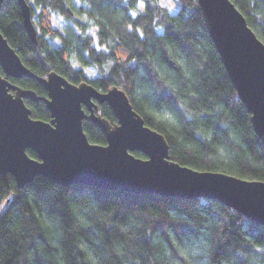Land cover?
<instances>
[{
  "label": "trees",
  "instance_id": "trees-1",
  "mask_svg": "<svg viewBox=\"0 0 264 264\" xmlns=\"http://www.w3.org/2000/svg\"><path fill=\"white\" fill-rule=\"evenodd\" d=\"M24 1L37 43L15 0L1 3L0 34L33 75L53 72L99 93L115 87L165 138L171 161L264 182V148L197 0H170L179 5L175 13L161 0ZM229 1L264 44V0ZM8 81L46 97L35 79ZM24 103L32 119L50 121L43 102ZM97 114L116 122L105 103ZM82 126L91 144H106L92 122ZM0 205V264H264V227L213 200L64 187L45 177L18 189L7 174L0 175Z\"/></svg>",
  "mask_w": 264,
  "mask_h": 264
},
{
  "label": "water",
  "instance_id": "water-1",
  "mask_svg": "<svg viewBox=\"0 0 264 264\" xmlns=\"http://www.w3.org/2000/svg\"><path fill=\"white\" fill-rule=\"evenodd\" d=\"M15 1L23 27L36 44L30 8L24 0ZM197 3L207 33L264 148V44L229 0ZM0 67V175H11L18 189L35 177H45L64 187L86 185L131 194L213 200L264 227V182L200 172L171 161L165 138L144 125L121 90L113 87L99 93L86 82L73 85L53 72L39 78L22 64L1 34ZM23 77L39 82L46 97H37L8 81ZM25 99L43 102L50 121L32 119ZM103 103L111 109L115 123L97 114ZM83 121L92 122L102 132L105 145L87 140ZM27 150L36 159L30 158Z\"/></svg>",
  "mask_w": 264,
  "mask_h": 264
},
{
  "label": "rangeland",
  "instance_id": "rangeland-1",
  "mask_svg": "<svg viewBox=\"0 0 264 264\" xmlns=\"http://www.w3.org/2000/svg\"><path fill=\"white\" fill-rule=\"evenodd\" d=\"M161 4L163 6H165L166 8H168V10L171 12V13H175L179 7L178 3L177 2H173V1H170V0H161ZM64 22L62 20H60L59 18L55 17L53 19V25L54 27H57L59 29H62L63 26H64ZM1 210V209H0Z\"/></svg>",
  "mask_w": 264,
  "mask_h": 264
},
{
  "label": "flooded vegetation",
  "instance_id": "flooded-vegetation-1",
  "mask_svg": "<svg viewBox=\"0 0 264 264\" xmlns=\"http://www.w3.org/2000/svg\"><path fill=\"white\" fill-rule=\"evenodd\" d=\"M0 69H1V67H0ZM1 73H2V69H1ZM0 75L2 76L3 74H0ZM84 110H85V109H84ZM85 113L88 114V111L85 110Z\"/></svg>",
  "mask_w": 264,
  "mask_h": 264
},
{
  "label": "snow or ice",
  "instance_id": "snow-or-ice-1",
  "mask_svg": "<svg viewBox=\"0 0 264 264\" xmlns=\"http://www.w3.org/2000/svg\"><path fill=\"white\" fill-rule=\"evenodd\" d=\"M0 207H2V205H0Z\"/></svg>",
  "mask_w": 264,
  "mask_h": 264
}]
</instances>
